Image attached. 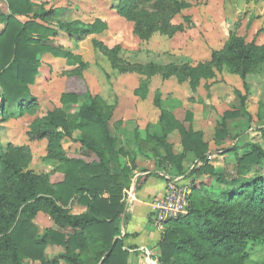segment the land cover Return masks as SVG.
I'll return each mask as SVG.
<instances>
[{
	"label": "trees",
	"instance_id": "obj_1",
	"mask_svg": "<svg viewBox=\"0 0 264 264\" xmlns=\"http://www.w3.org/2000/svg\"><path fill=\"white\" fill-rule=\"evenodd\" d=\"M49 2H41L39 13L31 15L29 0H0V124L23 120L27 115V139L47 141L45 160L54 162L53 173L63 176L62 181L51 183L49 175L28 170L31 154L26 145L9 144L5 150L0 146V264H47L45 251L50 245L63 250L58 258L66 264H127L123 242L129 236L123 234V227L129 201L122 190L139 193L150 175L145 171L137 174V155L154 159L155 177L159 179L173 181L182 176L189 180L186 213L166 222L165 230L158 235V264H246L247 243L264 245V105L258 108L255 120L260 124L254 128L246 110V80L264 66V43H247L233 31L206 62L161 66L128 64L118 57L120 46L108 49L92 41L121 75L145 76L134 90V96L141 100L146 99L148 80L155 75L188 83L193 93L201 81H210L223 72L240 78L245 90L244 95L237 92L240 108L225 112L214 130L215 146L232 140L230 147L216 153L233 155L234 171L231 175L217 174L209 164L212 152L203 134L186 129L175 119L173 111L182 104L175 100L169 105L159 93L153 99L159 110L158 132L142 138L135 130L132 153L110 130L114 106L93 96L83 81L80 89H67L61 94L59 108L42 117L34 115L36 100L29 87L38 75L42 55L50 54L66 60L68 66H76L68 76L79 80L87 67L80 56L49 45L50 39L59 33L86 38L107 29L100 19L91 23L61 22L57 20L58 9H45ZM2 4L7 14L1 13ZM146 4H151L150 10L142 9ZM188 8L178 0H119L113 9L133 23L134 36L145 42L156 33L171 37L184 32L185 26L172 20ZM183 19L191 28L190 18ZM259 32L264 33V28ZM243 117L247 127L232 135L228 122ZM190 118L187 113L186 121ZM75 132L79 133L75 141L84 149L83 155L92 156V160L65 155L62 144L73 139ZM172 132L180 138L181 152L177 154L169 142ZM250 132L258 133L261 142H251ZM189 156L194 163L185 170L183 162ZM204 176L213 178L218 189L203 194L201 183L196 189V180ZM73 206L84 211L75 214ZM38 213L47 215L57 230L48 229L40 236L31 223Z\"/></svg>",
	"mask_w": 264,
	"mask_h": 264
},
{
	"label": "rangeland",
	"instance_id": "obj_2",
	"mask_svg": "<svg viewBox=\"0 0 264 264\" xmlns=\"http://www.w3.org/2000/svg\"><path fill=\"white\" fill-rule=\"evenodd\" d=\"M29 1L32 9L31 15L38 14L43 0ZM118 1L50 0L45 9H49L50 6L58 8L60 11L57 20L62 22L79 20L83 23H91L95 19H100L107 24V29L99 35L86 38L76 36L68 38L65 34H60V37L53 41L54 45L59 46L61 50L80 56L87 67L82 72V80H79L68 76L69 72L74 70L76 66H68L64 59L41 56V68L34 84L29 87L31 95L36 100L33 106L34 115L42 117L48 111L59 108L61 94L67 89H80L81 81H83L86 89L93 96H98L106 104L114 106L110 130L112 135L123 142L126 151L132 153L135 150L133 134L135 130H138L142 138L154 130L158 132L157 126L153 128L155 123L157 125L159 117V110L154 107L153 99L159 93L164 102L169 105L175 103V100L182 104L173 111L175 119L183 124L186 129L190 128L194 132H202L205 141L209 143V149L213 153L217 152L218 147L214 145L216 125L223 113L240 108L237 92H240L241 95L245 94L242 81L239 78L228 76L223 72L217 74L210 81L201 82L200 87L193 93L188 83L178 84L174 77L162 80L159 75H155L148 80L146 99L141 100L134 96V90L139 87L141 81L145 80V76L135 73L121 75L118 69L112 68L108 58L100 52V49L93 46L92 41L95 40L108 49L120 46L121 50L118 57L132 65L154 63L164 66L182 62L196 65L208 61L213 51L220 50L229 33L233 31H236L237 35L243 37L247 43L254 42L256 45H262L264 33L259 31L264 28V0H178L188 4L189 8L175 16L172 23L175 25L183 24L186 28L185 31L175 33L171 37L156 33L145 42L134 36L133 23L116 14L113 8L118 5ZM150 7L151 4H146L142 9L150 10ZM1 13L7 14L4 4H2ZM184 17L190 18L191 28L188 29L189 25L184 22ZM25 21L27 19L22 18V22ZM52 27L54 28V26ZM1 29L2 25L0 24ZM246 83L248 85L246 110L254 120V123L251 124L254 128L255 125L260 124L255 120L258 108L260 105H264V66L253 75L248 76ZM187 113L191 116L190 122L186 121ZM25 117L23 120H8L0 124V146L2 150H5L9 144L28 146L31 154L28 170L35 174L45 173L49 175L51 183L62 181L63 176L61 174L53 173L56 164L45 160L47 141H29L27 139L25 125L29 118L27 115ZM115 123H119V125L113 126ZM246 127L247 120L244 117L228 122V128L232 135ZM78 134V132L73 133V139L66 140L62 144V149L65 155L70 158H82L85 162L90 161L92 156L85 157L83 155L84 149L75 141ZM169 137V142L173 144V152H179L181 150L179 135L172 132ZM248 139L254 143L261 142L258 133L250 132ZM231 145L232 140L227 139L219 149H226ZM137 157V174L142 171L149 172L151 182H156V180L152 181L154 178L159 179L155 177L154 159H145L138 155ZM123 162L125 163L126 160ZM209 162L217 174L231 175L234 171L235 158L233 155L214 154ZM193 163V159L189 156L183 162L184 169H190ZM178 178L183 180L182 176ZM162 181L164 184L168 182ZM195 183L194 187L198 190L201 183L200 191L203 194L215 191L219 187L213 178L208 176L202 177L199 181L196 180ZM122 194L127 197L129 206L135 201V193L122 190ZM157 198V194H148L147 197L150 203ZM78 211L76 206L72 207L73 213ZM148 212L151 213V211ZM145 221L146 232L128 231L129 229L126 230L125 226L123 227V234L129 236L123 242L127 251V264H158L159 241L151 236L152 230L151 232L148 231L153 228L162 233L165 229L164 227L158 229V226H153L147 218ZM31 223L40 236L48 229L57 230L53 221L43 213H38ZM142 233L147 236V238L144 237L145 241H140ZM62 252L60 247L48 246L45 251L46 263L66 264L58 258ZM246 254L248 256L246 264H264V245L248 242Z\"/></svg>",
	"mask_w": 264,
	"mask_h": 264
},
{
	"label": "crops",
	"instance_id": "obj_3",
	"mask_svg": "<svg viewBox=\"0 0 264 264\" xmlns=\"http://www.w3.org/2000/svg\"><path fill=\"white\" fill-rule=\"evenodd\" d=\"M45 1V0H43ZM42 1V2H43ZM59 1H68V0H59ZM52 7V6H50ZM49 7V8H50ZM54 8V7H52ZM54 9H58V8H54ZM59 10V9H58ZM60 11V10H59ZM22 18L23 17H19V20L22 21ZM24 19V18H23ZM60 21V20H59ZM75 21V20H74ZM62 22V21H61ZM68 22H71V21H68ZM60 34L62 33H59L58 36L56 37H53L50 39V42L51 45H53L52 47H55V48H59V46H56L54 45V40L58 37H60ZM68 37V36H67ZM69 38V37H68ZM48 56V57H52L50 54H44L42 56ZM75 55V54H74ZM53 58V57H52ZM53 59H60V58H53ZM41 68V67H40ZM227 74V73H226ZM228 76H231V77H236V78H239L238 76L236 75H230V74H227ZM240 80V78H239ZM201 82H206V81H201ZM200 82V83H201ZM179 84V83H178ZM184 84V83H183ZM201 85V84H200ZM200 87V86H199ZM198 87V88H199ZM155 107V106H154ZM156 108V107H155ZM157 109V108H156ZM158 110V109H157ZM174 114V113H173ZM224 114V113H223ZM222 114V115H223ZM222 117V116H221ZM220 120V119H219ZM10 121H15L14 119H10ZM158 121V120H157ZM154 127L156 126V123L153 125ZM202 133V132H201ZM203 134V133H202ZM204 136V135H203ZM170 139V137H169ZM12 145V144H11ZM173 145V144H172ZM180 149H181V146H180ZM218 150H219V147H218ZM217 151V150H216ZM181 150L177 153H180ZM212 152V151H211ZM176 153V154H177ZM217 153L216 152H212L211 155L209 156V161L211 159V156L214 155ZM138 156H142V155H138ZM144 157V156H143ZM138 158V157H137ZM146 159V157H144ZM148 159V158H147ZM137 161V159H136ZM139 176H141L139 174ZM178 179V178H177ZM181 179V178H180ZM156 182H151V178H148L146 183L144 184V186L142 187L141 191L139 193H135V201L132 202V204L129 206L128 208V212L126 214V218H127V223L125 225V229L128 230V231H140V232H146V229H145V224L144 222H146V218L148 219V222L150 221L151 224L154 226V219H153V215H151V213H149L148 211H150V208H149V204H150V200L147 199L148 197V194L149 195H156L159 196L162 192V190L164 189V182L160 179H152V181H155ZM187 182H189L188 179H185ZM185 180H182V181H185ZM199 181V179H197ZM156 183V184H155ZM154 185V186H153ZM133 195V196H134ZM79 209L78 212H76L75 214H80L84 211L83 208H80V207H77ZM152 230V232H151ZM148 232H151V236L154 237L155 240L159 241L158 240V235L160 232H158L156 229L154 230L153 228L149 229ZM141 234V233H140ZM146 234L145 233H142V235L140 236V241H145V237ZM142 237V238H141ZM129 238V237H128ZM147 238V236H146Z\"/></svg>",
	"mask_w": 264,
	"mask_h": 264
},
{
	"label": "built area",
	"instance_id": "obj_4",
	"mask_svg": "<svg viewBox=\"0 0 264 264\" xmlns=\"http://www.w3.org/2000/svg\"><path fill=\"white\" fill-rule=\"evenodd\" d=\"M180 179L168 181L162 194L149 204L155 226L162 229L168 221L176 220L186 213L189 183Z\"/></svg>",
	"mask_w": 264,
	"mask_h": 264
}]
</instances>
